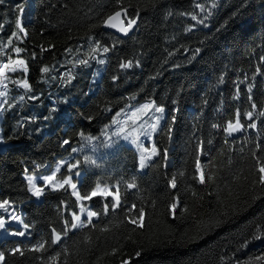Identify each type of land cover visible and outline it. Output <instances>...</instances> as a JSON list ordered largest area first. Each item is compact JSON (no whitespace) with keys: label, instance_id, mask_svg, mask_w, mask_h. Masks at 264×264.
I'll list each match as a JSON object with an SVG mask.
<instances>
[{"label":"trees","instance_id":"16d2710c","mask_svg":"<svg viewBox=\"0 0 264 264\" xmlns=\"http://www.w3.org/2000/svg\"><path fill=\"white\" fill-rule=\"evenodd\" d=\"M121 8L138 18L125 38L102 27ZM14 47L22 49L18 56ZM9 58L25 60L28 72L7 80L0 201L19 207L29 228L24 236L1 238L3 264H49L56 253L59 264H247L264 255V186L257 182V157L264 160V0H3L0 66ZM129 61L132 67H121ZM25 79L30 89L20 85ZM144 101L164 106L167 115L156 134L159 154L140 171L138 152L114 130ZM237 111L245 127L229 135L224 128ZM197 157L203 185L195 178ZM67 158L59 176L73 175L81 196L118 185L121 204L113 210L109 203L105 215L111 197L83 200L102 213L95 227L63 236L79 200L67 185L43 183L36 198L25 174ZM133 180L137 187L128 189ZM140 208L143 228L129 222ZM53 228L62 234L58 244L51 243ZM41 241L48 242L45 250L32 251Z\"/></svg>","mask_w":264,"mask_h":264},{"label":"snow or ice","instance_id":"6c2138e0","mask_svg":"<svg viewBox=\"0 0 264 264\" xmlns=\"http://www.w3.org/2000/svg\"><path fill=\"white\" fill-rule=\"evenodd\" d=\"M0 2H3V0H0ZM119 2V0H118ZM198 7H201L200 5H197ZM201 10H203L201 8ZM138 15V13H137ZM123 17V19H122ZM192 19H196L195 16L192 17ZM127 21V26H122L124 21ZM114 21H118L120 23V27L119 30L121 32L127 33L129 31V29H131V27L136 23V18L132 17L129 18L127 15V9L126 8H121L120 11H116L113 15L108 16L105 20L102 21V23L108 27H112V28H116L117 27V23H113ZM200 23H204L203 20L199 21ZM17 28L19 29L21 34H25L23 28L20 26L19 21H17ZM13 37H15L16 39H19L20 36L17 33H13L12 34ZM8 45H12V38H9L7 41ZM96 49L100 48V45L97 44L95 46ZM14 53L17 54V56L21 53L22 49L19 47H14L13 49ZM69 51H71L69 49ZM104 52L109 51V49L107 47L103 48ZM197 52L199 51V49L196 50ZM80 64H87V60H80L79 61ZM101 63H103V61H101ZM16 65H21L24 66L23 67V71L27 72V65L25 60L23 59H15L12 60L11 58L8 59V62H5L2 64V66H0V88L5 89L4 91H0V98H4L3 101H0L2 103H7V83H5V81L9 80V72L11 73H15L17 71ZM122 68H130L132 67V62L129 61L127 63H124L121 65ZM43 72H48L49 69L47 67L42 69ZM21 84V86L24 89H30V85L27 82V80H23L22 82H19ZM24 97L21 96L20 99L22 100ZM252 108L255 109L256 105L255 103L252 104ZM4 109L0 108V112H2ZM152 110H154V113H163L164 112V108L162 106H157L155 104L154 101L146 103V104H142L139 107H137L132 113H131V117L134 119V122L137 121L138 118V114H139V118L142 117H146L148 116L149 112H151ZM246 117L248 120H252L253 119V112L249 111L246 114ZM260 115L264 116V112H261ZM240 113L239 111H237L236 113V119L235 122L233 121H228L227 126L224 128V131L227 132L229 135L235 133V132H239L241 130H243V128L245 127L243 124H241L240 122ZM150 118H154L155 119V123H152L151 125H149V129H145L143 132H140L139 130L134 129V133H129L128 135H126L124 138L125 139H131V142L136 144L138 148L142 149V154L140 157V167L143 168L145 166L144 162L145 159H147L148 157H145L143 155V153L145 152H150L152 156L158 155L159 151L156 148L155 144L153 143L150 147H144L142 144H140L139 139L141 135H145V136H151V134L153 132H155L157 130V127L160 123V120L163 118L162 116H155L154 117H150ZM174 117H173V121H174ZM114 122H118V121H114ZM140 127L142 128L143 125H140ZM214 127H219L218 125H215ZM248 127L250 128H256V124L252 123L249 124ZM123 131V130H121ZM171 131V128H169V132ZM120 133H117V135H119ZM81 136H83V133H81ZM86 139L91 140V137H86ZM65 144H68L69 141L65 140L64 141ZM73 151H76V149H73ZM165 158H166V152H165ZM85 161L95 164V160H92L90 157H85ZM77 165H71L70 167H76ZM257 170L259 173V179H258V183L261 184L262 186H264V160H261L259 157H257ZM196 169H197V173L198 176L195 177L198 180V183H200L201 185L206 183V172L204 170V168L201 166V162L199 157H197L196 160ZM56 171H59V169H57ZM208 178H211V175L208 174ZM55 179V174L44 177L43 181L45 182V184H51V182ZM29 184L31 186L30 190L32 191V194L34 196H41L43 194L44 189L42 187H37L36 184L33 182V179L31 177H29ZM70 184V180L69 179H63L62 181L59 182V186L63 187L64 185H68ZM170 185L172 188H176V178L173 177L170 180ZM71 187L73 189L76 188V184H71ZM126 187L128 189H133L136 188L137 185L135 183V180L127 183ZM113 188L115 190H113ZM113 188H101L99 185L93 189L91 191V193L86 194L81 196L79 192H74L73 195H75L77 197L78 200H91L93 197H100L104 200H108L109 197H111V201H108L106 203H104L103 205V214H107L108 213V209H109V203H111V206L114 209L120 207L121 204V198H120V192H119V186H113ZM132 208H135V205L131 206ZM178 207V202L174 199L173 202L168 205V211L169 214L171 215H175L176 209ZM11 209V211H10ZM0 210H2L3 213H7V217L3 214H0V231H4V232H9L8 229V225L12 222V221H16L19 224H21L23 226L24 229H28L29 225L27 223H24V220L15 214V210L12 207V205L10 204V202L8 200H4V201H0ZM185 211H187V209H185ZM81 213H86V217L84 219H82L81 215H77L76 213H72V223L69 224L68 220L64 221V229H63V236H67L68 231H72V230H78V229H83V228H87L89 226L95 227V224L93 223V218H99V216L102 213H98L96 211H92V210H88L86 209L83 205H81ZM144 209L140 208L138 210V213L136 215L135 218L130 219V223H132L133 225H136L139 228H143L144 227ZM211 226H215L216 224L219 223V221H215V222H210ZM102 231H108L107 228L102 229ZM52 233H53V238L51 240L52 244H57L62 240V234L61 232H57L55 228L52 229ZM10 235H19V236H24L25 232L24 231H19V232H9ZM262 238V233H261V229L258 226L255 230V233L253 234V239L259 240ZM250 241H245L244 244L242 245V247H246L247 243H249ZM48 243L47 241H41L40 243L36 244L31 250L32 251H44L45 250V244ZM13 253L16 252H20L22 253V250L19 248L13 249L12 250ZM137 256L140 255L139 252L136 253ZM5 259V253L3 251H0V264H3V261ZM59 259H60V253H56L53 256L49 257V264H59ZM223 259V258H222ZM236 264H240L239 261L236 262ZM247 264H264V255L261 256H257L254 259L250 260L247 262Z\"/></svg>","mask_w":264,"mask_h":264},{"label":"rangeland","instance_id":"374dc122","mask_svg":"<svg viewBox=\"0 0 264 264\" xmlns=\"http://www.w3.org/2000/svg\"><path fill=\"white\" fill-rule=\"evenodd\" d=\"M19 59H21V58H19ZM23 67L24 66L16 65L17 71H23ZM27 72H28V69H27ZM27 72H24V73L26 74ZM10 73L11 72H9V74ZM5 83H7V85H8L7 81H5ZM8 87H9V85H8ZM8 87H7V89H8ZM7 89H6V91H7ZM4 90L5 89L0 88V91H4ZM3 99L4 98H0V101H3ZM149 102H152V101H144L142 103H139V104L135 105L134 108H132V110L121 119L120 124L114 130V135H115V137L117 139H119L120 142H123L124 144H127L129 146L134 147L136 149V151L138 152V155H139V169H140V171H145L146 168H147V165L150 163V161L155 156H152L150 152L143 153V155L145 157H148V158L145 159V162H144L145 166L143 168H141L140 167V157H141V154H142V149L138 148L136 144L132 143L131 139H125L124 137L126 135H128L129 133H134V129L139 130L140 132H143L145 129L150 130L149 129V125H151L152 123H155V119L154 118H150V117H154V115L155 116H162L163 118L160 120V123H159V125L157 127V130L155 132H153L150 137L149 136H145V135H141L140 139H139L140 144H142L144 147H150L153 143L156 146V134L160 130V128L162 126V123H163V121L166 118V115H167L166 108L164 106H162L164 108V112L163 113H154V110H152L151 112H149L148 116L142 117V118H139V114H138V118H137L136 122H134V119L131 117V113L137 107H139L142 104L149 103ZM3 105H4V103L0 102V108H3ZM157 106H159V105H157ZM1 117H2V112H0V122H1ZM140 125H143V127L141 128ZM121 130H123V131H121ZM117 133H120V134L117 135ZM5 145H6V143L1 138V130H0V149L3 148ZM156 148H157V146H156ZM68 160H69V158L58 160L55 163V165L52 167V169H50V170L47 169L48 168L47 166L42 167V168L39 167L36 170V172L25 174V177L27 178L28 183H29V177H31L33 179V182L36 184L37 187H41L40 184L43 183L44 186L50 187L52 189L61 188L59 186V182L62 181L63 179H69L70 180V184H68L67 186L70 187V189L72 190L73 193L77 192V183L73 179V175H69V176H67L65 178H61L59 176L61 174L63 168L65 167L66 163L68 162ZM57 169H59V171H56ZM53 174H55V179L51 182V184H45V182L43 181V178L47 177V176H50V175H53ZM71 184H76V188L73 189L71 187ZM64 186H66V185H64ZM100 187L101 188H105V187L111 188L109 186H100ZM30 188H31V186H30ZM36 198H38V197L36 196ZM10 204L14 208L15 214L21 217V211H20L19 207H16V205H14L12 203H10ZM79 204H80V208H79V213L77 215H81L82 219H84L86 217V213H83V214L81 213V205H83V200H79ZM84 207L86 209H88V210H91L90 207H88V206H84ZM10 211H11V209H10ZM0 214L5 215L6 217L8 215L7 213H3L2 210H0ZM94 219H96V218L94 217L93 220ZM12 225H14L16 227L17 226L22 227V231H24L25 234H26L27 229H24L23 226L21 224H19L18 222H16V221H12L7 226L8 229H9V232H17V231L10 230L9 227H11ZM9 232L0 231V240H1L2 237H5V236H15V235H10Z\"/></svg>","mask_w":264,"mask_h":264},{"label":"water","instance_id":"95a60500","mask_svg":"<svg viewBox=\"0 0 264 264\" xmlns=\"http://www.w3.org/2000/svg\"><path fill=\"white\" fill-rule=\"evenodd\" d=\"M118 11H120V10H118ZM114 14V13H113ZM113 14H111V15H113ZM110 15V16H111ZM127 15H128V13H127ZM128 17H129V15H128ZM130 18V17H129ZM122 19H123V17H122ZM113 23H117V27L116 28H112V27H108V26H106V25H104L103 24V29L105 30V31H109V32H112V33H114V34H116L117 36H119V37H122V38H125V37H127V36H129V35H132L136 30H137V27H138V18H136V23L131 27V29H129V31L127 32V33H124V32H121L120 30H119V27L121 26L120 25V23L118 22V21H114ZM122 26H127V21L125 20L124 21V23H123V25ZM242 131V130H241ZM240 132V131H239ZM235 133H237V132H235ZM235 133H233V134H235ZM66 146H68V145H65V147ZM58 244V243H57Z\"/></svg>","mask_w":264,"mask_h":264}]
</instances>
